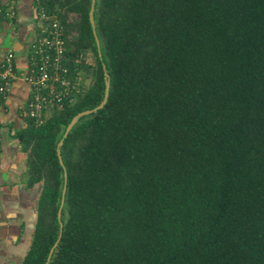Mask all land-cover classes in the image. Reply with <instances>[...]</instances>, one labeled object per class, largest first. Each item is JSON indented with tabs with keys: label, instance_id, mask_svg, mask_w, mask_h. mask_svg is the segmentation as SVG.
<instances>
[{
	"label": "trees",
	"instance_id": "1",
	"mask_svg": "<svg viewBox=\"0 0 264 264\" xmlns=\"http://www.w3.org/2000/svg\"><path fill=\"white\" fill-rule=\"evenodd\" d=\"M38 0L91 81L16 131L39 190L21 264H264V0ZM77 14L74 21L69 15Z\"/></svg>",
	"mask_w": 264,
	"mask_h": 264
},
{
	"label": "crops",
	"instance_id": "2",
	"mask_svg": "<svg viewBox=\"0 0 264 264\" xmlns=\"http://www.w3.org/2000/svg\"><path fill=\"white\" fill-rule=\"evenodd\" d=\"M0 5L16 11L13 18H0V61L13 49L20 74L7 93L0 92V264H21L33 237L39 190L27 183L28 151L15 134L27 124L30 85L23 73L40 19L38 0H0Z\"/></svg>",
	"mask_w": 264,
	"mask_h": 264
},
{
	"label": "built area",
	"instance_id": "3",
	"mask_svg": "<svg viewBox=\"0 0 264 264\" xmlns=\"http://www.w3.org/2000/svg\"><path fill=\"white\" fill-rule=\"evenodd\" d=\"M16 15L13 7L0 5V18ZM39 31L30 45V57L24 78L30 85V95L24 112L37 123L44 121L52 107H61L72 101L82 79L83 53L71 55L68 42L77 31L68 30L56 14L38 13ZM20 74L17 72L16 54L8 49L0 61V92L5 94Z\"/></svg>",
	"mask_w": 264,
	"mask_h": 264
},
{
	"label": "water",
	"instance_id": "4",
	"mask_svg": "<svg viewBox=\"0 0 264 264\" xmlns=\"http://www.w3.org/2000/svg\"><path fill=\"white\" fill-rule=\"evenodd\" d=\"M95 7H96V0H91L90 10H89V17H90V21H91V24H92V27H93V32H94V35H95V38H96V43H97L99 55H102L101 41H100V37L98 35L97 28H96ZM105 75H106V79H105L106 85H105V93H104V97H103L102 101L98 105H96V106H94L92 108H87V109H84V110H81V111L77 112L71 118L69 123L67 124V126H66V128L64 130L63 136L61 137V139L58 142L57 153H58L59 161H60V163H61V165L63 166V169H64V186H63V190H62L61 202H60L59 209H58V218H59V223H60V233H59L57 239L55 240V242L53 243V245L51 246L50 251L48 253L47 260H46V262L44 264H47L50 261V259L52 257V254H53V252H54V250H55V248H56V246H57V244H58V242L60 240L61 230L63 228V221L61 219V214H62L64 199H65V194H66V188H67V174H68V171H67V167L65 165L64 159H63V155H62V151H61V145L64 142L65 137L68 135V133L73 128V126L78 122V120L83 115L89 114V113H92V112L98 110L99 108L103 107L105 105V103L107 102L108 96H109V90H110V78H109L108 72H105Z\"/></svg>",
	"mask_w": 264,
	"mask_h": 264
},
{
	"label": "rangeland",
	"instance_id": "5",
	"mask_svg": "<svg viewBox=\"0 0 264 264\" xmlns=\"http://www.w3.org/2000/svg\"><path fill=\"white\" fill-rule=\"evenodd\" d=\"M76 17H77V14L69 15L70 21H72V20L74 21V19H76ZM71 30H74V29H71ZM83 56L88 62H91V63L95 62V57H94L93 51H90L87 49L86 51H83ZM90 81H91L90 77L87 76L86 74L83 75V72H82V79H81V82L79 85V90L77 92H75L74 99L72 100V102H74L77 99L79 94L85 89L86 85Z\"/></svg>",
	"mask_w": 264,
	"mask_h": 264
}]
</instances>
